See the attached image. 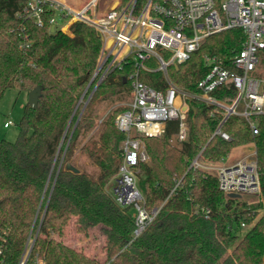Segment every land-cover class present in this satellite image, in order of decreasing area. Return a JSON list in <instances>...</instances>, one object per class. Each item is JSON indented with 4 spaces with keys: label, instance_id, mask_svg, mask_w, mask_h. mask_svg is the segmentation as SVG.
Wrapping results in <instances>:
<instances>
[{
    "label": "trees",
    "instance_id": "1",
    "mask_svg": "<svg viewBox=\"0 0 264 264\" xmlns=\"http://www.w3.org/2000/svg\"><path fill=\"white\" fill-rule=\"evenodd\" d=\"M61 1L76 7L90 0ZM101 1L96 4L97 14L104 10ZM117 1L119 6L128 2ZM25 2L0 0V100L11 88L25 93L40 89L36 107L24 105L17 138L0 139V264H18L30 237L33 243L25 264H34L35 258L43 264H264V213L257 217L264 209V116L255 136L242 117L230 116L222 126L230 139L224 140L213 135L220 112L192 99L186 112L187 137L180 146L171 141L176 121L166 122L160 136L144 137L148 161L139 164L137 182L145 208L158 213L132 239L131 209L117 205L109 191L122 160L124 138L114 118L124 107L93 127L97 103L129 92L127 77L133 61L128 59L98 85L94 80L88 86L101 49L96 29L75 21L69 33L62 31L50 20L63 13L48 3L43 24L37 26L30 18L18 17ZM243 40L239 28L208 36L187 61L168 67L171 81L199 92L197 83L210 70L204 58L215 57L234 70L231 60ZM147 64L155 65L150 60ZM140 79L157 89L166 87L159 71H142ZM211 95L230 102L235 90L228 81ZM249 143L255 146L262 201L226 196L213 173L189 167L197 156L217 162L234 147ZM76 150L97 167L95 175L72 165ZM53 171V184L38 221L36 213ZM195 206L209 209V217L194 213ZM71 218L80 234L99 228L104 238L103 260L55 238L64 236ZM242 224L252 226L239 236Z\"/></svg>",
    "mask_w": 264,
    "mask_h": 264
},
{
    "label": "built area",
    "instance_id": "2",
    "mask_svg": "<svg viewBox=\"0 0 264 264\" xmlns=\"http://www.w3.org/2000/svg\"><path fill=\"white\" fill-rule=\"evenodd\" d=\"M97 1L75 11L58 0H26L18 17L30 18L37 26H42L44 7L48 3L63 13V17L50 20L55 25L61 23L62 31L69 33L75 21L92 25L100 37L101 49L88 86L94 80L95 86L98 85L112 71L121 69L128 59L133 61V69L127 77L129 101L114 118V125L124 138L122 160L109 191L117 205L131 209L132 239H135L153 223L158 213L157 209L145 208L137 182L139 164L148 161L144 137L160 136L166 122L176 121L178 127L171 141L180 146L187 137L186 112L192 99L214 106L220 112L213 135L230 139L222 130L230 116L242 117L253 136L259 133L258 123L264 116V0H128L121 6L116 1L114 8L112 4L103 14L91 10ZM233 28L244 33L241 49L231 60L234 70L225 68L215 57H205L210 70L197 83L199 92L182 89L171 81L167 72L170 65L187 61L208 36ZM149 60L156 66L148 65ZM142 71H159L166 87L157 89L148 85L140 79ZM228 81L235 90L232 100L214 98L211 92ZM91 93L82 101L83 107ZM102 123L103 118L97 119L95 128ZM10 124L7 120L3 125ZM250 144L252 148L232 163L205 166L197 156L189 167L214 170L218 189L226 196L231 193L256 195L262 201L255 146ZM194 213L208 218L210 210L195 206ZM32 243L30 237L18 264H25ZM34 264H43V261L35 258Z\"/></svg>",
    "mask_w": 264,
    "mask_h": 264
},
{
    "label": "rangeland",
    "instance_id": "3",
    "mask_svg": "<svg viewBox=\"0 0 264 264\" xmlns=\"http://www.w3.org/2000/svg\"><path fill=\"white\" fill-rule=\"evenodd\" d=\"M79 1V0H75ZM117 0H102L100 2L101 6H104V10L106 9V6L108 5H114ZM110 3V4H109ZM96 9L95 6H91V10ZM97 12V11H96ZM103 14V13H101ZM61 23H57L56 26L58 27ZM262 54V53H260ZM156 66V65H154ZM86 100H84L85 102ZM129 101V92L126 94H121L120 97H117L114 95L111 98H108L106 100L100 101L97 103L95 107V114H96V120L99 118H104L108 115V113L112 112L118 107H126V104ZM27 103V93L24 91H20L17 88H11L5 91L2 99L0 100V139H6L9 141H14L19 133L18 129V122L20 121L24 105ZM83 106V103H82ZM10 120L11 124L8 127H4V122ZM95 120V122H96ZM102 125V124H101ZM96 129L95 125L93 127V130ZM173 144H175L173 142ZM176 145V144H175ZM178 146V145H177ZM252 148V145L247 146L246 148H243L242 146L234 147L230 153L223 158L225 161H230L235 158H238L242 155H245L246 152ZM222 160V161H223ZM221 160L217 161L218 163H222ZM72 165L80 169L81 171H85L91 175H95L98 172L97 167L90 164L85 156H83L79 150L75 151V154L71 160ZM210 172L214 173V170H210ZM54 174L55 171H53V174L49 178V181L47 182V185L45 187V191L43 193L42 202H41V208L37 211L36 217L38 221L42 218V214L44 211V203L47 201L48 198V192L50 191V188L53 184L54 180ZM112 181L109 183V186H111ZM243 200L254 202L258 200L256 195H243L241 196ZM264 213V209H260L257 212V217ZM252 225H247L245 227L241 228V231L239 233V236H242ZM56 239L62 240L65 244L71 246L77 251H83L85 254L89 256H94L97 258H100L101 260L104 259V252H103V243L104 238L101 234L99 228H92L88 231V234H80L78 233L73 225V219L69 221L68 225L65 228L64 236L62 238L55 237Z\"/></svg>",
    "mask_w": 264,
    "mask_h": 264
},
{
    "label": "water",
    "instance_id": "4",
    "mask_svg": "<svg viewBox=\"0 0 264 264\" xmlns=\"http://www.w3.org/2000/svg\"><path fill=\"white\" fill-rule=\"evenodd\" d=\"M112 8H114V5L112 6ZM39 92H40L39 87H36L27 93V103L29 106L36 107ZM80 101H82V98L80 99ZM72 170L77 171V168L72 167ZM238 196H239L238 194H234V193L229 194V197H238Z\"/></svg>",
    "mask_w": 264,
    "mask_h": 264
},
{
    "label": "crops",
    "instance_id": "5",
    "mask_svg": "<svg viewBox=\"0 0 264 264\" xmlns=\"http://www.w3.org/2000/svg\"><path fill=\"white\" fill-rule=\"evenodd\" d=\"M87 5H84V6H80L78 3H77V6L76 7H70L72 10H75V11H78V10H81L82 8H84V7H86ZM249 145H251L250 143L249 144H245V145H240V146H242L243 148H246L247 146H249ZM179 146V145H178ZM243 156V155H242ZM242 156H240V157H238V158H235V159H233V160H230V161H225V160H221L222 161V163H227V164H229V163H232V162H234V161H236V160H238L239 158H241ZM225 159V158H224ZM202 164L203 165H205V166H216V165H218V164H220V163H218V162H207V161H202ZM207 171V170H206Z\"/></svg>",
    "mask_w": 264,
    "mask_h": 264
},
{
    "label": "bare ground",
    "instance_id": "6",
    "mask_svg": "<svg viewBox=\"0 0 264 264\" xmlns=\"http://www.w3.org/2000/svg\"><path fill=\"white\" fill-rule=\"evenodd\" d=\"M58 1H59L60 3H62V4H64L65 6L69 7V5H67V4L64 3L63 1H61V0H58ZM92 1H93V0H90L88 3L92 2ZM88 3H87V4H88ZM87 4H85V5H87ZM70 7H71V6H70ZM70 7H69V8H70Z\"/></svg>",
    "mask_w": 264,
    "mask_h": 264
}]
</instances>
